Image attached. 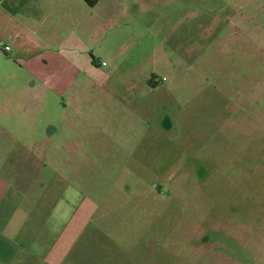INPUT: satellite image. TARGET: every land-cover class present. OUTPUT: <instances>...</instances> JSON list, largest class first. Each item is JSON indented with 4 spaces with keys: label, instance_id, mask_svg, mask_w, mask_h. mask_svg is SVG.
<instances>
[{
    "label": "rangeland",
    "instance_id": "obj_1",
    "mask_svg": "<svg viewBox=\"0 0 264 264\" xmlns=\"http://www.w3.org/2000/svg\"><path fill=\"white\" fill-rule=\"evenodd\" d=\"M61 2L50 56L0 32V210L51 264H264V0Z\"/></svg>",
    "mask_w": 264,
    "mask_h": 264
},
{
    "label": "crops",
    "instance_id": "obj_2",
    "mask_svg": "<svg viewBox=\"0 0 264 264\" xmlns=\"http://www.w3.org/2000/svg\"><path fill=\"white\" fill-rule=\"evenodd\" d=\"M93 7L88 6L90 9ZM77 21L74 11L61 0H0V32L7 29L5 39L12 42L18 57L50 56L64 43L62 26L70 23L73 27ZM3 41L0 33V47L8 53L10 49L2 44ZM27 218L28 212L0 210V264H51L50 228L45 225L40 228L26 226L23 219ZM85 228L76 226L74 234ZM73 247L70 245L63 252L60 250L56 264H67V255ZM72 263L76 264L77 260ZM87 264H93V260Z\"/></svg>",
    "mask_w": 264,
    "mask_h": 264
},
{
    "label": "trees",
    "instance_id": "obj_3",
    "mask_svg": "<svg viewBox=\"0 0 264 264\" xmlns=\"http://www.w3.org/2000/svg\"><path fill=\"white\" fill-rule=\"evenodd\" d=\"M89 7L95 6L97 0H83ZM150 87H155L156 84L154 82L149 83Z\"/></svg>",
    "mask_w": 264,
    "mask_h": 264
},
{
    "label": "flooded vegetation",
    "instance_id": "obj_4",
    "mask_svg": "<svg viewBox=\"0 0 264 264\" xmlns=\"http://www.w3.org/2000/svg\"><path fill=\"white\" fill-rule=\"evenodd\" d=\"M263 75H264V74H263ZM262 79H264V76H263V78H262ZM263 82H264V81H262V83H263ZM262 83H258V84H257V85H258V87H259V85H260V84H262ZM263 101H264V99H263ZM255 102H256V104H257V105H259V104H260V102H259L258 100H256Z\"/></svg>",
    "mask_w": 264,
    "mask_h": 264
},
{
    "label": "built area",
    "instance_id": "obj_5",
    "mask_svg": "<svg viewBox=\"0 0 264 264\" xmlns=\"http://www.w3.org/2000/svg\"><path fill=\"white\" fill-rule=\"evenodd\" d=\"M105 65V63H101V66H104Z\"/></svg>",
    "mask_w": 264,
    "mask_h": 264
}]
</instances>
